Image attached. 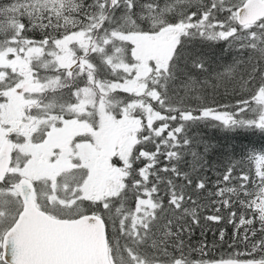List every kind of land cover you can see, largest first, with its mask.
Here are the masks:
<instances>
[{"label":"snow or ice","instance_id":"6c2138e0","mask_svg":"<svg viewBox=\"0 0 264 264\" xmlns=\"http://www.w3.org/2000/svg\"><path fill=\"white\" fill-rule=\"evenodd\" d=\"M0 264H264V0H0Z\"/></svg>","mask_w":264,"mask_h":264},{"label":"trees","instance_id":"16d2710c","mask_svg":"<svg viewBox=\"0 0 264 264\" xmlns=\"http://www.w3.org/2000/svg\"><path fill=\"white\" fill-rule=\"evenodd\" d=\"M206 133H207V135H209L211 137H214V138H216L218 140H221L223 142H226V143L229 142V139L226 136H224L223 133L213 131L212 129H207ZM230 142L233 143V144H237V143H240V140H239V138H237V139L231 140ZM243 143L246 144L247 141H243ZM228 227L230 229V226H228Z\"/></svg>","mask_w":264,"mask_h":264}]
</instances>
